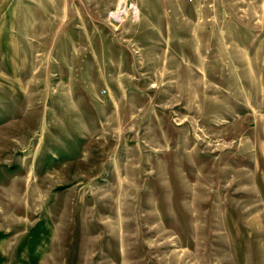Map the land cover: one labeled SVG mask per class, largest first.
I'll return each mask as SVG.
<instances>
[{"label":"rangeland","instance_id":"374dc122","mask_svg":"<svg viewBox=\"0 0 264 264\" xmlns=\"http://www.w3.org/2000/svg\"><path fill=\"white\" fill-rule=\"evenodd\" d=\"M46 2L0 0V264H264V0Z\"/></svg>","mask_w":264,"mask_h":264},{"label":"crops","instance_id":"0c3cea01","mask_svg":"<svg viewBox=\"0 0 264 264\" xmlns=\"http://www.w3.org/2000/svg\"><path fill=\"white\" fill-rule=\"evenodd\" d=\"M50 2H46L45 4L46 5H53L52 3H54L53 2V0H49ZM65 1H69V0H65ZM74 1H78V0H74ZM63 5L65 4V5H69V2H66V3H62Z\"/></svg>","mask_w":264,"mask_h":264}]
</instances>
